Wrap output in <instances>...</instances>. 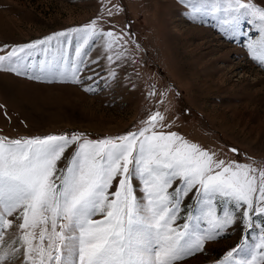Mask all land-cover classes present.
<instances>
[{"label": "snow or ice", "instance_id": "6c2138e0", "mask_svg": "<svg viewBox=\"0 0 264 264\" xmlns=\"http://www.w3.org/2000/svg\"><path fill=\"white\" fill-rule=\"evenodd\" d=\"M180 2L190 21H214L264 67V7L251 0ZM70 32L79 35L74 51L38 64L31 49L51 37L0 47V72L95 92L94 75L86 77L93 86L80 77L95 73L89 52L102 41L109 67L100 79L114 81L111 65L128 61L131 33L104 31L97 20ZM147 95L155 97L154 85ZM166 97L162 92L158 103ZM167 111L150 112L138 130L116 137L0 136V264H182L235 227L243 229L241 243L218 264H264V161L225 160L176 132L158 131L169 126ZM190 194L195 207L182 208Z\"/></svg>", "mask_w": 264, "mask_h": 264}, {"label": "rangeland", "instance_id": "374dc122", "mask_svg": "<svg viewBox=\"0 0 264 264\" xmlns=\"http://www.w3.org/2000/svg\"><path fill=\"white\" fill-rule=\"evenodd\" d=\"M251 2L264 7V0ZM93 20L104 31L131 33L128 61L111 65L118 73L115 80L105 85L100 79L107 77L109 67L102 41L88 58L99 75L85 71L80 77L93 86L86 77L94 75L100 84L95 92H85L77 84L43 83L0 72V105L4 106L0 136L79 132L91 139L116 137L138 130L150 112H164L167 106L169 126L158 131L176 132L225 160L264 161V67L245 46L225 39L214 21H190L180 0H0V47L26 46L51 37L46 45L31 49L32 60L38 64L58 59L79 44V35L70 30ZM152 85L156 95L149 98ZM165 91L164 103H158ZM190 202L195 207L191 194L182 208ZM183 222L177 220L178 225ZM242 231L229 229L207 243L204 253L182 264H218L241 243Z\"/></svg>", "mask_w": 264, "mask_h": 264}]
</instances>
